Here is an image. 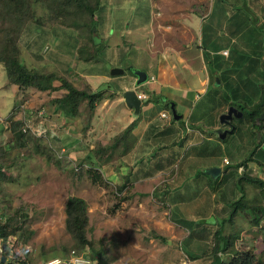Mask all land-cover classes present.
<instances>
[{
    "label": "rangeland",
    "instance_id": "obj_1",
    "mask_svg": "<svg viewBox=\"0 0 264 264\" xmlns=\"http://www.w3.org/2000/svg\"><path fill=\"white\" fill-rule=\"evenodd\" d=\"M244 1L99 0L92 17L100 44L109 39V49L102 52L105 55L119 42L138 45L143 33L142 25L136 23L147 15L151 32L145 35L147 43L141 51L148 57L153 53L154 59L149 58V62L164 70L160 71V82L168 85L163 88L166 98L173 101L182 89L190 100L197 88L207 87L206 94L220 101L213 84L215 75L211 77L204 57L200 24L219 44L241 48L245 38L241 33L233 34L234 18L227 20L226 11L237 5L243 18L250 15L252 20L257 19L256 25L264 24V0ZM35 9L18 34L19 56L24 64L37 72L65 76L78 88L94 90L97 84L101 86L94 79L115 66L77 58V53L87 55L79 48L95 47L89 39L88 14L62 12L55 17L49 6L40 3ZM119 25L125 32L109 35L111 27ZM3 27L1 22L0 40ZM219 53L230 55L227 48ZM135 61L136 55L132 57ZM145 83L148 92L157 86H147L149 77ZM30 93L28 97L11 85L0 63V148L4 150L0 157V224L16 229L5 242L0 239L2 264H41L71 249L88 251L77 246L66 229L64 205L70 195L87 202L85 234L100 264H208L215 248L214 231L219 227L210 218L229 216L231 201L242 194L235 186L238 176L242 177L239 186L245 200L264 205L260 188L243 178L264 181V164L254 160L257 152H253L264 139V117L254 136L251 124L243 122L238 132L220 139L217 129L225 126L219 124L218 117L227 105H217L208 124L203 119L192 121L193 107L178 102L175 107L182 114L179 120L184 121L181 127L178 120L172 122L168 103L151 99L142 102L140 113L131 110L132 120L117 131L115 127L107 129L98 108L90 111L84 102L76 117L65 116L52 102L61 91L46 94L30 89ZM40 111L43 114L39 115ZM163 111L166 117H161ZM14 117L23 122L25 135L20 141L10 139L8 127ZM96 121L89 129V124ZM234 122L237 124L236 119ZM168 128L175 131L165 132ZM202 140L210 152L216 150L218 154L207 158L194 155L191 147ZM113 142L118 144L114 149ZM93 146L102 150L92 158L94 163L87 158ZM248 155L253 160L238 166L235 178L224 180ZM91 166L98 167L101 183L92 182L88 176L86 170ZM211 166L221 168L217 177L196 176V170ZM251 220V214L239 212L225 222L223 234H236L235 249L251 253L253 264H264V216L257 226ZM222 256L227 260L230 254Z\"/></svg>",
    "mask_w": 264,
    "mask_h": 264
},
{
    "label": "trees",
    "instance_id": "obj_2",
    "mask_svg": "<svg viewBox=\"0 0 264 264\" xmlns=\"http://www.w3.org/2000/svg\"><path fill=\"white\" fill-rule=\"evenodd\" d=\"M221 1L223 2L225 0ZM38 3L43 6H49L55 17L59 16L62 12L76 15H84V13L88 14L89 39L95 47L93 50L89 48H79V52L86 51L85 53H87V55H80L77 53V58L79 60L88 61L96 59L103 47V44H100L101 41L99 34L97 33L95 24L96 19L92 17L95 9L99 5V0H94L93 3L89 0H0V23L2 22L5 26L3 27L4 37L0 40V63L3 64L6 70L8 81L11 84L17 85L19 89L31 87L47 92L63 90V94L53 98L52 102L57 105L65 116L73 118L80 114V105L83 102L86 107L90 109V111H93L96 103L105 98L103 91H91L90 88H78L67 77L58 76L53 72H37L28 68L20 59V49L17 44V40L19 38L18 34L29 19L34 16L36 11L35 7ZM244 3L246 4V0ZM239 8L240 7L235 5L232 9H229L230 12L226 11V14L227 20L231 21L234 18L233 23L235 24V27L233 34L241 33L242 37L245 38V43H243L245 45L241 48H238L235 45L230 46L228 43L225 45L219 44L216 39L213 38L209 32H207V28L204 26L202 28L201 40L204 48V57L207 60V68L211 77L215 75L213 84L214 86H217V93L219 94L218 96L220 101L217 100L218 98L215 97V95H213L214 97L208 96L209 94H206L207 90L201 99L194 104L190 116L192 121L203 119L206 123L209 122L208 124H210V118L213 114L215 115V112L218 109L215 108L217 105H227V108L232 105L241 110L243 113L242 118L237 119V126L233 133L240 130L241 123L248 122L251 124L250 133L254 136L256 131L253 130V128L256 127V130H258L262 127L261 124L258 125L256 123V118L261 114H264V24L256 25L257 19L254 18L252 20L250 15L249 17L247 16L243 18L242 14L239 12ZM223 48H227L228 51H230V55L224 56L220 54L219 52ZM130 71H132L131 68ZM216 78L219 79L221 85L218 86L216 84ZM56 81H58V84H55ZM143 91L148 92L146 89ZM148 94L150 95L147 98L148 101L151 99L157 100L162 98V95H155L153 92H148ZM164 100L166 101L167 99ZM166 102L169 103L171 100H167ZM195 107L197 111L194 110ZM201 110H203L202 113H200ZM172 122H174L173 119ZM177 122L181 125V127L184 126L183 120H178ZM22 126V121L17 119L10 121L8 130L10 132L11 140L19 139L20 141V139L24 137L25 133ZM196 127L200 128L198 125ZM200 129L203 130L202 127ZM173 131L175 130L168 128L165 132L171 133ZM263 143L264 139L261 138L260 142L256 144L258 150H253V152H257V158L254 160L264 164ZM117 145V142H113L111 147L114 149ZM191 149L195 151L194 155L199 158L212 157L213 155L218 154L216 150L210 152L207 143L203 140L198 144L193 145ZM101 151L102 150L100 148H94L93 146L92 155H87V158L90 159V162H93L92 158H94L97 153ZM3 154L4 150L0 148V157ZM252 158V155H248L242 162L237 163L236 166L233 167L235 169H233L231 173H228L224 177V180L229 177L235 178V174H237V167L241 164H246V162L250 161ZM97 168L98 167L91 166L86 170V172L92 182L99 184L103 181V177ZM195 174L196 176L201 174L212 179L211 176L205 172V169L196 170ZM1 175H3V172H1L0 169V178ZM243 178L254 183L258 188H260L261 197L264 199V181L256 177ZM241 179L242 177L238 176L235 186H237L238 190L242 192V194L234 201H231L232 203L229 205L231 208L229 216L222 220H217L216 217L210 218V220L216 222L219 227L214 231L215 248L211 254V260L208 264H253L254 262V256L251 253L241 252L235 249L234 244L237 237L236 234H223L225 222L231 221L232 217L239 212L251 214V224L254 226L259 225L262 216H264V205L260 203L250 204L245 200L243 188L239 186ZM64 211L66 216V229L76 239L77 246H81L84 249L88 248V251L78 249L71 250H75L77 253L83 254L85 257L91 259L95 264H100L99 261L96 262L95 258L97 252L94 249H91V245H89L85 234V228L88 224L86 200L80 196L70 195L66 199ZM15 230L16 229H8L7 224H0V239L5 242L9 235L14 234ZM3 249L7 250L6 248ZM71 250L67 254L59 257H67ZM223 253H229V259L225 260L222 256ZM191 258L195 259L197 256H192ZM0 264H2L1 260ZM9 264L13 263L9 262Z\"/></svg>",
    "mask_w": 264,
    "mask_h": 264
},
{
    "label": "crops",
    "instance_id": "obj_3",
    "mask_svg": "<svg viewBox=\"0 0 264 264\" xmlns=\"http://www.w3.org/2000/svg\"><path fill=\"white\" fill-rule=\"evenodd\" d=\"M146 16L144 17V19L142 21H140L139 23L138 22L136 23V25H142L141 32L143 33V36H140L138 34L140 36L138 45L137 44L134 45L132 42H130V44L128 43L129 45L128 44L124 45V44L119 42V44L115 45L114 50H112L109 54H107L108 53L107 52L105 55H103V53H102L103 49L106 47H107V49H109L108 46L110 45V44H108L109 39L106 38L107 41H104V43H102L103 47L100 50L99 55L96 59L88 60V61L81 60L84 62H90V61H94V62H98V63L100 62L101 64H105L106 66L111 65V67L112 66L120 67V68H123V70H124L121 74H117V75H111L110 72L107 73L105 71H104L105 72L104 74H103V72H101L100 74L97 73L99 75H97L98 78L94 79V82L96 83V80L98 79L97 83H100L101 86H98V84H97L96 87L94 88V90L90 89L91 91H97L95 89H99V87H101L100 90L104 92L105 98H103L102 101L96 103V106L93 110L98 108V113L102 116L101 120L107 129H109L108 127H111V128L115 127L117 129V131H119L121 126L124 128L126 125L129 124V121L132 120V118H130L129 112L133 109L129 108L126 105V103L124 101V97H123L124 92L126 90H128V89H134V90H139V91H143L144 89L147 90V88L145 87L146 83L145 84L143 83V84L138 85V86L135 84L136 76L134 75V73H132V71H130L129 66H133L134 68H138V69H142V70L146 71V73L149 77V82H150V83H147V86L157 84V86L154 89L151 88V90H150L151 92L155 93V95H162V98L157 99V100L165 101L164 99H167L166 97H168L167 94L165 93V89H163L165 86H168V85H166V84L162 85L160 82V80H161L160 75L163 73L164 70H161V66L158 65L157 63H154L152 65V63L149 62V58H151L152 60L154 59L153 53H151L149 55L150 57H148L147 52L141 51V50H144V48H143L144 44L147 43L145 35H147L148 33L151 32V30L147 29L149 27L151 28V18L150 17L147 18ZM201 24H200V32H201V36H202V27H201L202 25ZM144 26L146 28H144ZM110 31L111 32H108V33H109V35L113 34L112 36H114V35L119 36V34H121V32H125L123 25L111 27ZM145 32H146V34H145ZM134 55H136V61L133 63L132 57ZM101 69L103 70V67ZM160 71L162 72L161 74H160ZM154 75L159 80L154 78L153 77ZM151 77H153V79H150ZM89 80H91V81H89ZM89 80H88V82H91V84H92V79L89 78ZM100 80L102 81V83L103 82L106 83V87L102 86V83L100 82ZM73 84L75 85V83H73ZM202 84H203V81L200 79V85H202ZM11 85H14V84H11ZM205 88H206V90H205ZM205 88H203V87L199 88V89L197 88L194 96L190 100L188 99L189 97L188 98L185 97V96H188V94L185 91L183 92L182 89H179L178 92H180V93L175 94L176 98H174V100H173V102L175 103V106L179 102L184 107H186V105H191V107H193L194 104L199 99H201V97L207 91V87H205ZM30 89H35V88L29 87L26 89H19V90H23L25 92V94H28L27 96L29 97V94H31ZM35 90L38 92H44L46 94L50 93L47 91H40L37 89H35ZM59 91H61L62 94L64 92L63 90H59ZM148 91H149V88H148ZM196 93H199L197 99H195V96L197 95ZM153 98H154V96H153ZM166 101L164 102V105H166V103H167ZM142 102L143 101H141V104H142ZM184 104H186V105H184ZM55 107H57L56 104H55ZM140 111H141V107H140ZM140 111H139V113H140ZM98 113H96V114H98ZM13 114H14V112H13ZM14 119H16V117H14ZM149 120H151V118ZM93 121H94V119H93ZM126 121H128V123H126ZM96 123H97V121L95 123L91 122L89 124V129H91L92 125H95Z\"/></svg>",
    "mask_w": 264,
    "mask_h": 264
},
{
    "label": "water",
    "instance_id": "obj_4",
    "mask_svg": "<svg viewBox=\"0 0 264 264\" xmlns=\"http://www.w3.org/2000/svg\"><path fill=\"white\" fill-rule=\"evenodd\" d=\"M129 68L132 69L134 75L136 76V81L135 84L141 85L147 81L148 75L146 71L138 68H134L133 66H129ZM123 68L120 67H113L110 70L111 75H117L121 74L123 72ZM216 84H219V79L216 78ZM124 101L126 105L133 109L134 112L139 113L140 107H141V101L140 99L137 98L136 92L134 89H128L124 92ZM169 110L172 116L173 120H179L182 118V114L178 113L175 107V103L173 101L168 103ZM235 118H241L242 117V111L239 110L238 108L230 105L227 110L223 113H221L218 117L219 124H230L231 128L230 129H225L219 134V138L223 139L227 134L232 133L235 129V126L231 124V119ZM263 117V114L260 115V118ZM221 168L217 166H211L205 169V172L207 174H210L212 177H217L220 174ZM4 261V259H1V262Z\"/></svg>",
    "mask_w": 264,
    "mask_h": 264
},
{
    "label": "built area",
    "instance_id": "obj_5",
    "mask_svg": "<svg viewBox=\"0 0 264 264\" xmlns=\"http://www.w3.org/2000/svg\"><path fill=\"white\" fill-rule=\"evenodd\" d=\"M150 79H153L151 77ZM137 98L141 101L147 100L149 97L144 91L135 90ZM42 112H39V115ZM43 114V113H42ZM161 117H166V112L160 113ZM41 264H95L91 259L85 257L83 254L77 253L75 250H71L67 257L62 258L59 256L51 257L44 260Z\"/></svg>",
    "mask_w": 264,
    "mask_h": 264
},
{
    "label": "flooded vegetation",
    "instance_id": "obj_6",
    "mask_svg": "<svg viewBox=\"0 0 264 264\" xmlns=\"http://www.w3.org/2000/svg\"><path fill=\"white\" fill-rule=\"evenodd\" d=\"M242 116H243V113H242ZM263 117H264V114H263ZM263 117L262 118H260V116L259 117H257L256 118V123L258 124V125H260V120L261 119H263ZM242 118V117H241ZM237 120V119H240V118H235V117H233L232 119H231V124H233L234 126H235V128H236V126H237V124L234 122V120ZM225 127H223V128H219V129H217V133H218V137H219V134H220V132H222L223 130H225V129H230L231 128V125L230 124H223ZM255 131H257L256 129H254ZM234 131H235V129H234ZM258 133V132H257ZM260 133H258V135H259ZM257 136V135H256Z\"/></svg>",
    "mask_w": 264,
    "mask_h": 264
},
{
    "label": "clouds",
    "instance_id": "obj_7",
    "mask_svg": "<svg viewBox=\"0 0 264 264\" xmlns=\"http://www.w3.org/2000/svg\"><path fill=\"white\" fill-rule=\"evenodd\" d=\"M148 79V78H147ZM141 101V100H140ZM2 121V120H1ZM24 130V129H23ZM55 257V256H54Z\"/></svg>",
    "mask_w": 264,
    "mask_h": 264
}]
</instances>
